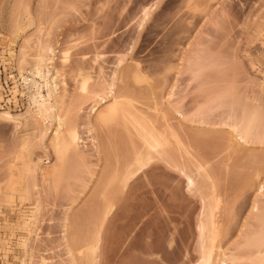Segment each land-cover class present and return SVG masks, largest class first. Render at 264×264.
Instances as JSON below:
<instances>
[{
    "label": "rangeland",
    "instance_id": "374dc122",
    "mask_svg": "<svg viewBox=\"0 0 264 264\" xmlns=\"http://www.w3.org/2000/svg\"><path fill=\"white\" fill-rule=\"evenodd\" d=\"M205 3L204 0L203 5ZM193 4V0H0V113L9 111L16 116L26 114L30 108L26 96L17 93L14 97L12 93L15 85L20 91L25 89L18 68L11 65V57L26 40H30L26 41L27 49L33 48L36 53L46 44L59 40V61L72 46L63 79L66 85L61 86V95L65 94L63 112L75 119L83 141L81 149L86 154L82 161L68 159L56 178L42 177L40 171L33 175L31 169L32 176L28 175L27 181L22 182L28 186V193L18 192L15 187L25 162H29L34 171L41 160L42 167L57 161L49 145L53 128L43 141L42 132L49 124H41L37 130L36 122L30 117L26 124L23 119L19 122L0 115V264H23L30 257L31 264L75 263H71L73 259L67 254V248L76 242H71L72 238L71 243L64 241L63 227L69 221V224L74 223L71 226L77 231L78 249L83 248L85 240L95 230L103 204L97 200L101 189L98 183L104 178L100 176L106 175L102 171L105 172L108 162L115 167L119 162V169L125 166L128 159L133 160L131 157L139 153L134 154L133 148L138 146L139 151L144 142L140 135H129L124 128L121 134L113 136V144L105 137V147L106 143L113 145L112 154L106 150L111 158L108 157L110 161L105 164L107 156H98L95 142L93 144V136L103 139L105 132L99 130V126L90 131L91 123L89 125L87 120L94 114L90 109L95 101L86 102L88 98L84 97L86 100L81 103L80 81L74 70L85 67L93 74V81H99V70L104 69L100 78L105 79L114 73L117 60L123 56L128 61L125 62L126 73L140 63L138 70L148 77L147 84L132 81L137 89L133 92L137 109L155 119L158 127L162 122L164 126L167 124L161 111H171L172 118L163 112L170 117L169 124L181 122L178 127L181 125L182 130L177 129L181 131L179 137L183 145L181 150L178 146L179 157L177 139L166 132L171 144L165 158L158 157L149 170L130 182L122 195L117 194L120 197L116 196V210L102 230L98 264H198L201 242L197 237L196 227L200 221L197 218L201 219V213L205 214L206 207L213 204L212 197L217 204L214 219L217 217L221 230L217 242L215 240L214 255L225 253L233 257L235 261L229 264H251L247 256L252 255L255 247L250 251V244L255 243L249 240L264 235V205H258L259 211L252 208L264 184V0H215L207 5L208 9L204 7L206 10H202L203 5L196 10ZM147 9L152 14L145 25ZM40 43L45 46L40 47ZM75 43L77 47L73 46ZM84 54L87 57H83ZM96 54H101L103 61L94 64ZM81 60V65L76 66ZM98 63V66L105 63L104 68L98 67ZM118 82L119 85L121 81ZM127 82L130 87L131 82ZM148 84L156 89H149ZM120 86L121 90L127 87ZM91 116L90 122L95 115ZM250 121L251 132L248 141L243 142L237 132L247 129ZM235 127L238 130L233 134ZM199 163L207 165L204 166L209 179L202 175L196 177L199 173L196 169L202 165L197 168ZM188 175L194 178L195 184L188 185ZM250 183L254 185L248 186ZM22 195L26 196L22 198ZM258 201L261 202V198ZM36 210L41 212L38 214ZM17 214L29 222L28 227L18 224ZM64 221L68 222L64 224ZM30 227L36 230L32 231L34 234L30 233ZM75 246L71 245L70 249ZM79 252L75 249V253L82 256ZM258 259L255 257V261ZM81 262L79 264H84ZM219 264L224 262L219 261Z\"/></svg>",
    "mask_w": 264,
    "mask_h": 264
},
{
    "label": "bare ground",
    "instance_id": "6f19581e",
    "mask_svg": "<svg viewBox=\"0 0 264 264\" xmlns=\"http://www.w3.org/2000/svg\"><path fill=\"white\" fill-rule=\"evenodd\" d=\"M43 1L47 2V0H43ZM202 1L204 3V0H193V2L195 4V6H193L194 9H196V10L201 9L200 7L203 5ZM205 1H206V3H205L206 5L204 4L202 6L203 7L202 10L208 9L207 5L210 6L209 3H212L215 0H205ZM200 2L202 4H200ZM151 14H152V12L147 9V11L145 13V17H144L145 18L144 19L145 25H146L147 20H150ZM145 25H143V22H142V26H145ZM140 26H141V24H140ZM110 28H107V29L111 32L115 31V30L112 31L111 30L112 28L111 29ZM104 30L106 31V29H104ZM108 30L106 31V33L109 32ZM111 32H109V33L111 34ZM114 37H115V35H114ZM26 39H28V38L26 37L25 40ZM26 41L29 42L30 40H26ZM26 41L24 44L25 46L24 45H23V47L21 46L20 50L18 52L14 53L11 57V65L13 67L15 66L18 68V70L20 72L21 79H23V84H24L25 89H23V91H20L18 89L19 86L15 85L12 88L13 89L12 93L14 94V97L17 96V93L22 94L23 97L26 96L28 101H29L30 108L26 112V114H22V115H16L15 116V115H12L9 111L1 112L0 115L5 116V117L12 119V120H15V121H19V122H21V120L23 119V120H25L26 124L29 123L28 117H30L33 121L36 122V125H37L36 129L37 130L40 129L41 124H45V126H47V124H49V126H47L45 128V130L42 132L41 137H42V140L45 141L48 137L49 130L51 128H53V131H52L53 134H52V137L50 139L49 145L57 157L56 162H54L52 165L46 166V167L41 166V163L43 162V160L39 161V163L34 166V171H33V167H31V164L29 162L28 163L25 162L21 166V176H20V179L17 183L18 185L15 187V190L18 192L25 190V192L28 193V189H27L28 186L27 185L24 186V184H22V182L27 181L26 178L28 175L32 176L31 175V169H32L33 175H34V173L36 174L40 171V173H43L42 177H45L47 179L48 178H56L57 176H59L61 174L62 168L65 165V163L68 161V159L70 161V160H74V158H75V160L80 161V159H81V161H82V158H85L84 156H86V154L84 155L85 152H83V150L81 149L82 148L81 143H83V141H82V137L79 133V129L77 127V124L76 125L74 124L75 119L72 118L71 114L68 115L69 113L63 112V108H64L63 106L65 104V102H63L64 101L63 97L65 96V94L61 95L62 94L61 93V86L66 85L65 80H63V79H65V68L70 63L71 51H72L71 48H73V47L71 46L70 49L69 48H68V50L66 49V51H64V55L62 56L61 60L59 61V57H58V53H59L58 47L60 45L59 40H57L53 43L51 42L50 45L45 43L46 46L43 43H40L39 45L43 44L45 46V48L44 47L40 48L43 46V45H41L39 47L40 50L38 49L39 51L37 50V53H36V50H34L33 48H31L32 51L28 48L29 51H31V52L28 51V49H27L28 43H26ZM113 42H115V41H113ZM113 42H111V43H113ZM48 43H50V42H48ZM111 43H110V45H111ZM76 45L77 44L75 43L73 46H76ZM114 46H115V44H114ZM112 47H111V49H112ZM113 48L115 49L116 47H113ZM132 51H133V49H132ZM83 57H87V55H85ZM96 57L97 58L94 57L95 61L92 60L93 63L95 62L94 64H96L98 62V60L100 61L102 59L101 61H103V58H102L103 56L101 57V54L100 55L96 54ZM80 59H82V58H80ZM126 59H127V57H126ZM126 59L123 56L122 58H119L117 60V62H116L117 64H115L116 70L113 68L115 70V71L113 70L114 73L112 71L113 74H110L112 76L108 75V77H106L107 79L105 78L106 81H102L105 79L100 78L102 75H104V72L102 71L104 69H102V68H104L105 63H102L103 65L100 64L101 66H98L99 65V63H98L97 66L101 67V69H102L99 71L101 73L102 72L103 73L101 74L99 72L101 75L100 76L98 74L99 76H97V79L99 81H96V79H94L96 81V83H95L96 88H95V84H94L95 81H93L94 76H93V74H91V72H89V69H87L85 67L83 69V67L79 66L78 69L75 68V70H74V73L77 70V72L75 73L76 79H78L80 81V86H81L80 89L83 92V93L81 92V94H80L81 95L80 98H82L80 100L81 103L84 104V101L86 100L84 97L88 98L86 100V102L91 103V102L95 101L94 104L92 105V108L90 109V111H92L94 113L93 115H95V117L92 115L94 117L93 118L94 120L93 119L91 120L93 123L90 122V120H89L91 114H90V116H88L89 119H87L89 121V123H88V121H87V123L89 125L91 123V126H90L91 128H89V129H90V131H93L95 128H97L99 126L98 129L99 130H100V128H101V130L103 129V132H105V135H106V136H104L103 139L99 135L98 136L101 139H99L97 135L93 136L94 137L93 144L95 142V146L97 148V149L95 148L96 152L99 153V155L98 154L97 155L101 156V157L103 155L107 156L108 153L106 152V150L112 154V149H113L112 138L114 139V137H113L114 135L117 136V135L121 134L123 128L125 129V131H127V133L129 135H131V134L132 135L134 134V136L136 134L140 135L142 138L141 142H144L145 146H143L144 144L142 143V147L141 146L139 147V151H137L138 146H136V148L134 147L133 148V150L135 149L134 154H136V152H139V153H137L136 155H134L132 153L134 156H132L131 158H134V159L133 160L128 159V160H130V162L128 163L127 162L128 160H127L125 163L126 165L123 167L121 165H119V166H121L120 169L118 167L119 162H117L118 164L116 163L117 167H115L114 164L110 165L112 163L108 162V161H110L109 158H111V156H110L111 154H109V156H107V158L102 157V158H106L105 162L107 161L109 164V165H107V162L105 163L107 165L106 170H108V172L105 170V168H106V166H105L104 169H102V170H105V172L102 171V173H106V175L100 176V178H103V177L104 178L102 179L103 181H101V179H100L101 183L99 182L98 186L101 189H100L99 195L97 196V194H98L97 191H99V188H97V190H96L97 194L95 196L100 197L99 199L97 197L96 198H97L99 203H103V204H101V207H100V209H102L103 212L100 210V214L98 217V218H100V220L98 219L99 220L98 224H94V226L96 225V228H95V230H93L94 228L92 229L93 231H91V232H93V233H91L89 235V237H87L88 239L85 240L86 243H84L82 249H78V247H77V241H78V239H77L78 235H76L77 231H75L74 226H71L74 223L71 220L72 224H69L70 223L69 219L64 218V220H68L69 223L66 224V222H68V221H66V222L64 221L65 222L64 224H66V225L64 226V224H63V226H64L63 228H65V229H63L64 234L62 233V238L64 237L63 238L64 241H68L66 243H69L70 239L72 238L71 242L74 241L76 243L73 244L70 242L71 245H73V247L76 245L75 249H76L77 253L80 250L79 253L82 254V256L81 255L78 256L75 253V249L73 247H72V249H70L71 248V245H70L69 248H67V250L69 249L67 251V254L69 256H71V258L73 259V260H71V258H70L71 263L75 262L72 264L82 263L81 261H83L84 264H98L100 257L97 255V253H99L98 252L99 247L101 249L100 243H101L102 238H103L102 237V235H103L102 230L104 228V225L106 224L107 219H109V216L113 214L114 210H116L117 206L115 207V204H117L116 202L120 197L118 195H122L123 193H121V192H125V189H128L127 187L129 186L130 182L132 183L133 182L132 180L135 177H139L140 173L145 172V170L150 166V164L153 161H155L156 159H158V157L161 159H162V157H163V159L165 158L164 156L167 154L166 151H168V148L170 147L169 144H171L170 139L167 138V135L169 133L171 134V136H173L174 140L177 139L175 141V143L177 142V144H176L177 145L176 148L178 150L177 154L179 157H181V154H180L181 149L180 148H182L181 146L183 145V143L181 142L182 138L179 137V135L181 136V133H179V132H181L180 130H182L181 129L182 127L180 128L181 125L178 127V124H181V122H179L177 125H175L172 122H171L172 125L169 124L168 119L171 117V111L168 112V111H166L168 109H164L163 111H166L167 113H169L170 117L167 116L168 114H165L166 112L164 113L163 111H161V115H162V113L164 114V115H162L163 119L165 120L164 122L167 123V124L165 123L166 125L164 126V124L162 125L163 122L161 121L162 122L161 127L162 126L164 127V129H162L160 127V125H159V127L156 126L158 124V122L155 119H154V121L157 124L151 119L152 117H149V115L145 114V112H144V114L146 115L145 116L143 114V111L141 113V110L137 109V107L135 105V101H134L135 100V98H134L135 94L134 93L137 89H134L133 83L136 81L135 83L139 82V84H143L146 81V84H147V83H149L147 81L148 77H144V75H143L144 73L142 74L141 71L138 70L139 68L141 69L140 63L139 64L136 63V64H138V65H136L138 67L135 66L134 70H131V71L135 72V74L130 73L131 71L129 69H127L129 72L126 73L127 72L126 68H125V62L127 61ZM105 60L107 61V59H105V57H104V61ZM79 62L82 63V60L78 61L76 66L81 65V63L79 64ZM122 66H124L125 75L122 74V73H124ZM117 67H118V69H117ZM120 67H122V72H120L121 71ZM129 67H131V66H128V68ZM119 68H120V70H119ZM85 69H87V70H85ZM132 69H133V66H132ZM26 71L28 72V74H25ZM131 74H134V75H132V77H130ZM109 76L111 77V80L109 79ZM11 77L13 79H15L14 75H11ZM129 77L132 79H130ZM61 79L63 80L62 82H60ZM100 81H102V82H100ZM118 81H121L119 85H118V83H119ZM127 81L131 82V84L133 86L131 85L130 87H128V85H130V84H128ZM132 81H134V82H132ZM125 82H127V83H125ZM97 83H99V84H97ZM150 83H152V82H150ZM92 84L94 85V87ZM120 85H124L122 87H126V85H127V87L124 89ZM148 85H150V87L147 85L146 86L149 87V89H151L152 88L151 84H148ZM119 86L123 90L118 88ZM153 87H155V85H153ZM64 89L67 90L66 87H64ZM152 89H154V88H152ZM172 92L170 94L171 96H172V94H174V92L173 93ZM82 100H83V102H82ZM88 100H90V101H88ZM81 103L79 104L80 108H82ZM156 109H158V107ZM77 110L79 111V108ZM78 111H77L76 115H78ZM80 111H81V109H80ZM92 116H91V118H92ZM75 117L78 118L77 116H75ZM150 119L152 120V122H154V125ZM169 122H170V120H169ZM250 123H252V122L251 121L249 122L247 129L245 127L240 132L239 131L237 132L238 128L235 127L236 129H234L235 131H233V134H234V132H237V134L241 135L240 138H242L243 142L248 141L247 137H249V135H250L249 134L251 132L250 127L252 125V124L250 125ZM173 124L175 125L174 128H176V130H178L179 128H180V130L176 131L173 128V126H174ZM93 125L94 126L96 125V127H94ZM155 126H156V128H155ZM157 128H160L161 130L157 129ZM118 129H120L119 130V132L121 131L120 133H118ZM133 129L136 132L135 131L132 132ZM166 132L168 133L167 135H166ZM105 137H106V140H108V142L112 143V144L106 143V147H105V142H107V141L105 140ZM131 138H133V136ZM141 138H139V139L141 140ZM180 138H181V140H180ZM100 140H101V143H100ZM102 140H105V141H102ZM107 144H111L112 148H111V146H107ZM178 146H180L179 147L180 150L178 149ZM25 147H26V145L24 144L23 148H25ZM109 148H111V150ZM144 148H145V150H144ZM140 149L142 150V152H140L141 151ZM21 156H19V157H21ZM71 157H73V158L71 159ZM101 157H99V159ZM76 158H78V159H76ZM18 159H20V158H18ZM47 159H49V158H47ZM48 163H50V162H48ZM121 164L124 165L123 163H121ZM201 164L203 165V163H199V165H197V168ZM202 165L198 169H196L199 172L198 173L196 171L198 173V174H196V177L198 178L202 175L203 178L207 177L209 179L210 178L208 176L209 173L206 171L207 168L204 166L206 164H204L203 166ZM112 166H114V167H112ZM108 168L109 169L113 168V170L114 169L115 170L114 171L111 169L109 170ZM122 168H124V169H122ZM149 168H148V170H149ZM151 168H152V165H151ZM205 168H206V170H205ZM187 177H188V183H190V184H188L189 186L191 184L196 183L194 178L190 177L189 175ZM179 183H181V181ZM251 185H254V184L250 183L248 186L252 187ZM178 186H180V185L178 184ZM261 188H262V190H260ZM260 189H259V192H261V193L259 194V192H258L257 194H259V196L261 195L264 197V184H262V186H260ZM118 193H120V194H118ZM23 196L24 195H22L21 197L23 198ZM116 196L118 197V199ZM259 196H256L255 200L257 201L259 198H261V202H262L264 199L262 200L263 197H261V196L259 197ZM11 198L12 197H10V199ZM114 198H115V200L116 199L117 200L115 201ZM210 199H211V203L214 204V205L213 204L211 205L213 207H211L209 204L206 207L207 209H205V212H204L205 214H203V212H202L200 215L203 217L206 216L205 219L203 220V217L201 219L197 218V220H200V221L199 222L196 221V222H198L197 223L198 226L196 227V229L198 228L197 230L199 231V233H197L198 231L196 232L198 234L197 237H199L198 242H199V240L201 242V251H200L201 256L199 255V258L201 257V261H199L200 263L198 262V264H219V261H223L224 264H229L230 261H235V259L233 257H230L229 255H228L229 256L228 257L225 253H223V255L218 254L219 256L214 255L215 254L214 253L215 252L214 251L215 243L218 240V239L216 240V238H217V236L221 235V234H218V231H220V233H221V230H220V226L218 224L219 222L216 219L217 217L214 219V216L216 215V213L213 210L216 211V209H217V204L215 205L216 200H214L215 199L214 197H212ZM100 200H102V202H100ZM18 201H19V199H18ZM256 201H254L252 208L254 209V207H255V211L256 210L259 211L261 209V207H258V205L259 206L264 205V203H263L264 201L262 202V204H261V202H259L260 200L258 201L259 203ZM39 203H40V201H39ZM40 205H41V203H40ZM102 205H104L103 206L104 210L102 208ZM36 206H38L40 209H42V207H40L39 205H36ZM114 207H115V209H114ZM214 207H216V208L212 209ZM206 211H208V212L206 213ZM36 212H37V210H36ZM36 212H35V214L37 215V213L39 214L41 211L38 210V212L37 213ZM36 217L38 218V216H36ZM68 217H66V218H68ZM15 218H18V221H19L18 224L24 225L25 227L29 226V222H27V220L24 219V217H22L21 214L15 215ZM70 219H71V217H70ZM34 220H35V223H39L36 221V219H34ZM38 221H40V220H38ZM96 222H97V220H96ZM217 224H218L219 228L217 227ZM34 225H37V224H34ZM32 227H30V229ZM35 227H37V226H35ZM35 227H33V228L35 229ZM72 227L74 228V231L72 230ZM32 229H31L30 233H32V231H33ZM35 232H36V230H35ZM34 233H32V234H34ZM31 235H30V237H32ZM263 237H264V235L262 236V238L261 237L255 238V236L252 237V239L255 238V240H254L255 242L252 239L249 240L250 242L252 241L251 242L252 244L255 243L254 245H251L249 242V244L251 246L250 251H252L253 248L255 247L254 248L255 251L254 250L253 251L256 252V253H254L252 251V255H250L251 253L249 254V252H248L249 255L247 257L248 258L250 257L249 260L251 261V264H264V242H262V241H264ZM207 238L210 240L208 241ZM172 239H173V237H172ZM256 239H257V241H256ZM30 240H31V238H30ZM215 240H216V242H215ZM172 241H174V239ZM172 241L170 242V245L173 244ZM28 242H25L26 243L25 245H27ZM206 242H210V243H206ZM208 244H210V245H208ZM28 246H29V244H28ZM256 246L257 247L259 246V247L257 248ZM79 248H81V246ZM256 248L258 250H256ZM29 249H31V248L29 247ZM253 254H255V255L253 256ZM30 255H32L31 250H30ZM75 256H77L78 259H76ZM27 257H28V255H27ZM255 257L259 258L258 261H255ZM30 258H32V257H30ZM30 258H27L26 260H28ZM80 259H81V261L78 262ZM26 260L23 261V264H31L30 261H32V259H30L29 262ZM44 260H46V259L44 258ZM44 260H41V262L43 263ZM46 262H44L43 264H45Z\"/></svg>",
    "mask_w": 264,
    "mask_h": 264
}]
</instances>
